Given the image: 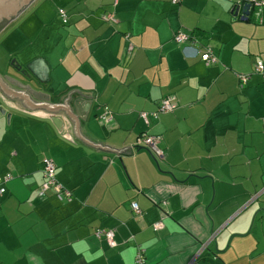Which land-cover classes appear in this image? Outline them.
Instances as JSON below:
<instances>
[{"label":"crops","instance_id":"crops-1","mask_svg":"<svg viewBox=\"0 0 264 264\" xmlns=\"http://www.w3.org/2000/svg\"><path fill=\"white\" fill-rule=\"evenodd\" d=\"M236 1L49 2V21L0 62V79L36 103L63 105L78 91L69 98L88 103L76 111L80 134L129 154L90 147L73 123L59 131L45 110L0 90L10 113L0 115V178L11 177L0 197V264H135L138 251L144 264H264V78L253 71L264 63V8L240 20ZM109 15L115 23L103 21ZM177 33L192 41L176 43ZM205 48L216 63L201 60ZM38 57L49 68L41 93L19 72ZM167 97L175 109L146 125L140 114ZM105 111L108 125L97 120ZM144 134L160 137V161L137 146ZM44 158L69 201L39 196ZM98 229L114 231L115 247Z\"/></svg>","mask_w":264,"mask_h":264},{"label":"water","instance_id":"water-1","mask_svg":"<svg viewBox=\"0 0 264 264\" xmlns=\"http://www.w3.org/2000/svg\"><path fill=\"white\" fill-rule=\"evenodd\" d=\"M34 2L35 0H0V26L4 24H8L19 14L27 10ZM253 8L254 7L248 3H244L240 5L235 4L231 10V14L236 18L238 14L241 13L240 20H247L250 14H252ZM19 72L28 82L27 84L28 88L36 93L37 92L41 93L40 86L36 85V82L39 83V85H43L49 82V75H48L49 68L43 58L40 57L35 58L23 67L19 65ZM20 84L22 86H25L22 83ZM38 89L39 91H37ZM0 90L9 99L16 98L17 100H20L23 107L27 109L45 110L49 114V120L51 121L53 126L59 131H62L66 124L73 123L75 136L79 137V139H81L84 144L90 147H93L97 150L98 149L104 150L106 152H113L116 154L117 153L129 154V153H125V150L129 149V147L117 151L108 148L107 146H101L99 144L94 145L80 134L79 124L80 122L84 121L85 115L82 117H78L76 111L77 108L82 105V111L86 112L88 109V103H82L80 100L77 99V97H75L73 100H71V97L69 98V95H71V93L78 91H73L69 93L68 99H65L63 105L60 104L55 105V104L36 103L33 100H31L26 94L22 92H15L14 90L7 87V85L1 79H0ZM79 98L81 100L85 99V97L83 96H79ZM67 101L70 104H67ZM62 110H64L65 112V116L63 118L59 117V115L57 114V112H60ZM0 115L3 116L5 115L7 120H9L10 118V113H6V109L3 108L2 106H0Z\"/></svg>","mask_w":264,"mask_h":264},{"label":"built area","instance_id":"built-area-1","mask_svg":"<svg viewBox=\"0 0 264 264\" xmlns=\"http://www.w3.org/2000/svg\"><path fill=\"white\" fill-rule=\"evenodd\" d=\"M174 2H177V0H174ZM243 3L251 4L256 9L264 8V1L261 0H237L235 4L240 5ZM58 13L62 23L65 24L67 22V16L65 12L63 10H59ZM102 19L103 21L106 22H111V23L116 22L115 19L110 15L103 16ZM259 21L261 22L262 20L260 19ZM173 40L176 43H185L192 41L188 35L183 33H177L174 36ZM128 51H131V47L128 48ZM201 60L204 61L207 65L214 64L217 61L216 57L213 55L212 50L210 48H205V50L201 54ZM253 71L254 73L264 78V63L262 62L256 63ZM238 80L240 87H244L248 82V77L245 75H239ZM175 107L176 104L173 102V99L171 97H167L161 100L157 112L152 114L141 113L140 118L146 125H148L151 118L157 119L160 113L163 114L170 113L175 109ZM97 120L103 125H108L112 121V115L108 111L107 112L105 111L97 117ZM159 141H160V137L158 136H149L147 134H144L137 138L136 144L137 146L147 149L156 161H160L163 158V152L158 147ZM41 172L43 177V183L40 186V192H39L40 197L45 196L46 192L52 191L54 197L58 201H69L71 199L72 197L71 191L63 187L57 181L56 166L51 160L47 158H44L42 160ZM10 178H11L10 175L0 178V197H2L5 194L6 192L5 184L10 180ZM131 209L135 215L140 214L138 205L135 202L131 203ZM154 228L155 229L161 228V223L158 222L154 224ZM94 235L97 239L103 238L110 247H115L116 244L114 241V231L98 229L94 232ZM135 264H144L142 251L137 252Z\"/></svg>","mask_w":264,"mask_h":264},{"label":"rangeland","instance_id":"rangeland-1","mask_svg":"<svg viewBox=\"0 0 264 264\" xmlns=\"http://www.w3.org/2000/svg\"><path fill=\"white\" fill-rule=\"evenodd\" d=\"M51 3V0H49ZM47 0H35V2L23 13L8 24L0 26V62L9 59L11 51L19 50L39 33L44 23L50 19L51 10Z\"/></svg>","mask_w":264,"mask_h":264},{"label":"clouds","instance_id":"clouds-1","mask_svg":"<svg viewBox=\"0 0 264 264\" xmlns=\"http://www.w3.org/2000/svg\"><path fill=\"white\" fill-rule=\"evenodd\" d=\"M226 7H230V5H226Z\"/></svg>","mask_w":264,"mask_h":264},{"label":"trees","instance_id":"trees-1","mask_svg":"<svg viewBox=\"0 0 264 264\" xmlns=\"http://www.w3.org/2000/svg\"><path fill=\"white\" fill-rule=\"evenodd\" d=\"M256 9V8H255ZM58 15H59V13H58ZM64 24V23H63ZM6 189V188H5Z\"/></svg>","mask_w":264,"mask_h":264}]
</instances>
